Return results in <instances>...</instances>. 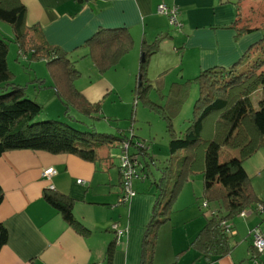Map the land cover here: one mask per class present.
<instances>
[{
	"label": "crops",
	"instance_id": "0c3cea01",
	"mask_svg": "<svg viewBox=\"0 0 264 264\" xmlns=\"http://www.w3.org/2000/svg\"><path fill=\"white\" fill-rule=\"evenodd\" d=\"M20 1L26 9L25 29L37 26L43 40L50 46L59 47L70 60L75 55L89 56L88 47L84 48L85 42L97 31L127 29L134 50L127 60L134 59L133 68L125 61L121 64L126 53L116 65L103 72L97 69L90 58L91 63L86 65L84 72H80V77L88 74V78L80 81L79 77L74 82L75 87L89 103L100 102L103 105L110 102L108 104H113L111 107L115 109L126 103L119 96L124 87H119V81H114V77L136 76L141 61L142 44H152L159 35L165 38L160 42L156 53L149 57L147 70H152L153 65L158 67L154 74L149 73L150 82L152 77L159 78L160 73L167 70H177L174 72L176 74L180 73L179 71L184 73L186 68L196 77L201 70L211 67H232L259 41L252 31L237 35V30L243 27L242 13L245 3L241 5L242 0ZM160 2L180 8V28L172 30L167 17L156 11ZM11 34L13 35V29ZM187 58L192 61V65L185 64ZM82 60L85 62L86 58ZM33 75L39 84L40 80L45 84H53L36 70ZM178 77L173 83L182 82L183 76ZM159 86L165 89L166 81L163 79ZM48 87L53 88L52 85ZM43 88H40L37 100L43 104L46 111L45 119H61L64 107L58 101L54 89ZM197 88L199 93L198 84L196 90ZM168 91L169 89L166 93ZM118 100L124 104L114 103ZM102 113L101 109L100 116L104 118ZM215 118L216 116L212 117ZM130 120V128L133 130L135 119ZM211 121L210 125L208 122L202 123L201 133H208V137L213 132ZM94 124L98 131L121 136L122 140L126 138V141L114 142L111 147L107 146L109 150H98L99 158L95 161L83 160L68 153L52 154L29 149H14L1 154L0 188L3 191V199L0 203V223L7 230L8 238L0 249V264L249 263L252 254L251 231L258 228L264 236V211L257 210V205L264 207V146L243 162L257 203L245 207L229 219L222 220L226 222L225 225L220 222V230L226 235L228 250L217 255L204 253L195 245L199 232L208 220L213 218V215L221 216L225 211L221 200L207 199L204 195L202 153L198 154L196 172L193 167L192 171L187 173L166 214L161 217L163 220L156 227L150 226L154 202L160 193L157 184L163 176L164 166H156L157 172H151L149 164L154 162L151 143L145 145V149L138 150L132 142L141 138L135 134L129 137L127 126L116 127V132H105L97 127L104 126L102 119H94ZM72 125L83 128L78 124ZM129 140L132 141L128 148L129 153L137 154L138 157L139 177L132 181L134 194L129 200L121 201L119 163L112 161V154L119 158L124 152L121 146ZM179 154H182V151ZM229 156H232L231 153ZM170 158L171 153L164 162L168 163ZM173 161L169 165L172 170L171 178L166 176L162 182L168 191L173 187L178 167V158ZM47 167H53L56 171L50 178L42 174ZM141 175L147 176L144 178ZM150 175L153 178L152 183L144 182ZM77 179L83 182L77 183ZM195 183H198L199 188ZM50 185L56 192L73 200L72 213L81 226H69L60 213L45 201L43 191ZM186 190H189V195L181 197ZM199 193L203 202L198 204L194 197L197 199ZM167 198L165 196L164 200ZM200 203L206 205L201 208ZM114 224L124 231L119 237L112 228ZM226 226H229L230 233H226ZM151 237L152 243L147 242L144 245V240L149 241ZM111 243V251L107 252ZM260 258L264 264V254Z\"/></svg>",
	"mask_w": 264,
	"mask_h": 264
},
{
	"label": "trees",
	"instance_id": "16d2710c",
	"mask_svg": "<svg viewBox=\"0 0 264 264\" xmlns=\"http://www.w3.org/2000/svg\"><path fill=\"white\" fill-rule=\"evenodd\" d=\"M25 11V6L20 0H0V20L12 26L14 41L18 43L19 48L26 52L31 51L33 59L46 62L53 82L52 87L65 109V120H34L42 112V106L27 98L24 87L13 82L7 62L8 43L0 37V156L9 150L29 149L52 154L68 153L83 160L95 161L99 158L100 145L111 147L114 142H124L126 138L122 140L121 136L100 132L95 128L94 119L101 118V103H89L75 87L74 82L80 77V72L74 68L64 51L48 45L37 26L25 29ZM259 29L260 27L245 26L244 29L237 30V35ZM164 38L159 35L152 44H142L141 61L133 93L145 105L157 107V111L166 118L164 120L169 128L172 119L168 118L178 114L188 95L191 82L173 83L161 106L149 99L146 90H150L151 85L147 78V65L149 57L156 53ZM132 43L127 29L114 28L97 31L88 38L85 46L89 49L92 62L103 72L116 65L131 49ZM253 49H257L264 57V34L234 66L211 67L201 71L193 79L199 86V93L193 106L191 125L182 134L176 136L171 132L169 137L170 164L173 159L178 158L173 187L168 191L167 186L162 184L166 176L171 178L170 166L164 167L163 176L157 184L160 193L155 199L149 222V225H155L154 227L163 220L161 217L166 214L187 173L191 172L193 167L196 172L198 154L202 153L204 195L207 199L221 200L225 210L219 217L213 215L195 240V245L204 253L220 255L226 252L227 240L226 235L221 233L220 222L257 203L243 162L264 146V58H258L248 70H239L249 54L254 52ZM41 84L38 81V85ZM257 90L261 92V99L258 101V108H255L251 95ZM211 113L216 116L212 119L213 132L204 140L200 137L202 123L211 120L207 119ZM72 124H79L84 129ZM225 147L235 150L237 155L227 156L226 160L220 162L219 152ZM181 151L182 154H179ZM165 196L168 197L166 200ZM43 198L60 213L69 226H81L73 216V200L69 196L47 188L43 191ZM2 199L3 191L0 188V203ZM7 238V230L0 223V249L7 242ZM151 239L152 237L149 241L145 239L144 245L147 242L152 243ZM112 246L113 243L109 245L107 252L111 251Z\"/></svg>",
	"mask_w": 264,
	"mask_h": 264
},
{
	"label": "rangeland",
	"instance_id": "374dc122",
	"mask_svg": "<svg viewBox=\"0 0 264 264\" xmlns=\"http://www.w3.org/2000/svg\"><path fill=\"white\" fill-rule=\"evenodd\" d=\"M242 4H244V10L242 13L244 15L242 17L243 27L241 29H244L245 26L246 27H260L259 30H254L251 32L252 34L257 35L256 38L260 40L264 34V0H242L241 5ZM173 28L174 27H172L171 29L174 30L175 28L174 29ZM11 32H12V26L6 22L1 21L0 22V37L4 38L8 43L7 62H8V68L12 73L13 82L24 87L25 96L38 103L39 101L37 100V95L39 93L40 88L44 87L46 88V90L53 89V88L48 87V85H53V84H50V83L45 84L44 82L43 84L38 85V82L35 81V78H33L34 76L33 74L35 73V70H36L39 74L46 76L48 81H52V79L50 78V74L48 72L47 66H46V62L42 59H35V58L33 59L31 51L26 52L22 50L23 52L27 53V56L25 58H22L21 56H19L18 54L19 45L17 42L14 41V37L11 34ZM84 48L86 49V46ZM133 51L134 50L132 47V49L124 55V58L121 64L123 63V61H125L130 66V68L131 67L133 68L135 64L134 59H132V61L127 60V59H130V56L132 55ZM254 51L256 52L249 54V56L245 59L244 63L240 65L239 67L240 71L248 70L258 58H264L262 54H260V52H257L258 51L257 49H254ZM82 58H86L85 62L82 60ZM71 62L73 63L74 68L77 71L82 72L83 70L84 72L85 68H87L86 65L88 63L89 64L91 63V59L89 56L80 55L79 57H76L75 55L74 58L71 60ZM185 64L192 65V61H190V59L187 58L185 59ZM262 68H264V65L262 66ZM128 69L129 67L127 68V71ZM151 69L152 70L148 69L146 71V73H148L147 78L149 80H151L149 73L154 74L155 71L158 70V67L157 65H153ZM167 71L161 72L159 78L157 76L152 77L153 80L151 82L149 81L152 86L150 87V90H146V92H148L149 99L154 100L159 106H161L160 102L163 103V101L165 100L164 96L167 97L168 93H166V91L170 89V87H172L173 81L177 80L175 79L176 77L179 79L178 77L179 75L183 76L182 82H178L179 84L189 82V81L191 82L188 86V95L186 99L184 100V102L181 104L178 114L176 116L174 115L173 117L168 118V119H172L171 126L169 128L167 126L166 120H164L166 118H164L163 114L157 111L158 110L157 107L151 108L148 105H145L144 102L140 98L136 97L135 94L133 93L132 88L135 87L137 75L136 76L132 75L131 77H123V78L121 76H118L117 78L114 77V81H119L118 86L121 88L124 87L121 93H119V96L122 99H124V103L126 104H124L120 100L115 101L114 103L119 102L121 104H124L120 108L116 107V109L111 107L113 104L111 105L108 104L110 102H107L106 104L104 103L103 105H101L102 106L101 109L103 111L102 115H104V118L101 117L100 119H102V121L104 122V126L101 127L100 125H97L99 130L105 131V132H116L117 131L116 127L122 128V127L127 126L128 135L135 134L136 136L141 138V139H138V141L147 146H148V143L149 144L151 143L150 148H152L151 152H152V156L154 157V162L152 161L149 165H150V170L152 173L157 172L156 166L165 167V165H167L168 167L170 165V162L168 163L166 161H165L166 163L164 162V159L170 156L168 137H170L171 132H173L177 136V135L182 134L187 128L190 127L191 125L190 120H191V116L193 112V106L195 104V100L198 98V88L196 90L197 83L195 84V82L193 81V79L195 78V75L189 73L186 70V68H185L184 73L179 71L180 73L175 74L174 72H177V70L172 71V72L170 70L168 71L169 75H167ZM156 77L157 79H155ZM39 78H42V77H39ZM87 78H88V74L86 75L83 74V76H81L79 79L81 81L82 79H87ZM163 79L164 81H166L165 89H162V87L159 86L161 82L163 81ZM44 88L43 90H45ZM157 89H159V91ZM260 99H261V92L259 90L255 91L251 95V100L253 101V105L255 108H258V101ZM58 101L61 102V100L59 99ZM41 106H42V112L34 118L35 121L37 120L41 121L42 119H45L44 116L46 115V111L45 109H43V104H41ZM64 110L61 112L60 120H63L64 118ZM214 116H215V113H211L207 119H212V117ZM106 119H119V120L107 121ZM130 119H135L133 121V130L132 128H130L132 126ZM210 121L211 120H205L204 123L208 122V125H210ZM212 126L213 124L211 121L210 127ZM82 129H84V127ZM200 137H202L204 140L208 139V133L206 134L204 133V135L201 133ZM106 149L109 150L108 147L105 145L99 146V150L101 151H105ZM112 149L113 148L110 149V153L111 152L113 153ZM229 153H231V155H236L235 150H230L229 148H226V147L222 148L219 152L220 162H223L227 158V156H229ZM112 155H113L112 161L117 162L118 164L120 161V157L116 158L114 156V153ZM173 164H174V161H173ZM180 164H181V161H180ZM146 176L147 175H144L143 177L145 178ZM151 180H153V178L150 175L148 178H146L144 182L150 183ZM200 182H202V177H200ZM194 185L197 188H199L198 183H195ZM189 190H186L185 192H183L181 197L188 196ZM200 194L201 193H199L198 195L199 197L197 199L194 197V200L198 202V204L199 202H203L201 201L202 198ZM200 204L202 208L204 204L203 203H200Z\"/></svg>",
	"mask_w": 264,
	"mask_h": 264
},
{
	"label": "built area",
	"instance_id": "2783aa9c",
	"mask_svg": "<svg viewBox=\"0 0 264 264\" xmlns=\"http://www.w3.org/2000/svg\"><path fill=\"white\" fill-rule=\"evenodd\" d=\"M156 11L162 15H165L168 19V23L171 27L180 28L182 26V23L180 21V8H178L175 5H167L164 2H160L157 7ZM18 54L25 58L27 56V53L23 52L21 49H19ZM131 137V135H129ZM132 141L129 140L128 142H125L121 148L124 150L123 153H121L120 156V162H119V173L121 177V187H122V196L121 201H127L129 198L134 194L132 190V181L139 177V172L137 170V167L139 166V161L137 154L129 153L128 148L129 145H131ZM134 146L138 150H143L146 148L145 144L135 141L132 142ZM56 173L55 169L53 167H47L42 171L43 176L50 178L52 175ZM144 175H141V177ZM83 180L77 179V183H82ZM49 189H53V186L50 185ZM204 206L206 203H203ZM257 210L263 212L264 207L261 205H257ZM244 215V213L242 214ZM226 222L222 221L221 225H225ZM113 230L116 231V236L119 237L122 233H124L123 230H120L117 228V225L114 224L112 226ZM225 230L226 233H230L229 226H226ZM251 244L253 247L252 254L249 258L248 264H261L260 257L262 254H264V236L261 233V231L258 228H255L251 231Z\"/></svg>",
	"mask_w": 264,
	"mask_h": 264
},
{
	"label": "clouds",
	"instance_id": "9594fccd",
	"mask_svg": "<svg viewBox=\"0 0 264 264\" xmlns=\"http://www.w3.org/2000/svg\"><path fill=\"white\" fill-rule=\"evenodd\" d=\"M20 49V48H19ZM22 50V49H21ZM20 56V55H19Z\"/></svg>",
	"mask_w": 264,
	"mask_h": 264
}]
</instances>
